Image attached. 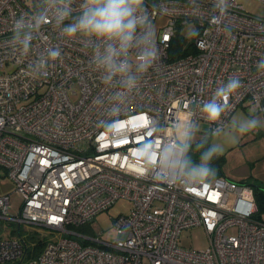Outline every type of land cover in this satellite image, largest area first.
Wrapping results in <instances>:
<instances>
[{
    "label": "built area",
    "instance_id": "1",
    "mask_svg": "<svg viewBox=\"0 0 264 264\" xmlns=\"http://www.w3.org/2000/svg\"><path fill=\"white\" fill-rule=\"evenodd\" d=\"M26 3L0 0V177L12 181L21 199L17 213L10 214L11 194L0 195V220L16 225L18 234L29 224L58 237L23 262L25 239H3L0 226V264H264V222L253 217L252 188L224 177L183 187L141 175V162L133 158L144 139L136 130L145 128L146 119L135 114L103 125L94 101L104 86L79 43H65L46 24L27 55L13 51L12 22ZM184 3L179 0L170 15L152 12L154 21L167 20L157 33L159 66L145 75L133 111L171 123L178 104L210 99L236 76L242 88L229 100L232 108L223 121L243 104L264 113V70L257 68L264 59V16L251 15L233 0L232 36L226 37L211 26L206 5L199 10L201 34L187 43L183 24L194 13ZM176 37L183 40V53L171 59ZM49 46L61 49V59L46 78L26 77L27 65ZM118 199L129 201L131 209L114 219V241L103 240L101 232L95 237L79 231ZM195 227L209 240L201 251L179 245L181 232Z\"/></svg>",
    "mask_w": 264,
    "mask_h": 264
},
{
    "label": "clouds",
    "instance_id": "2",
    "mask_svg": "<svg viewBox=\"0 0 264 264\" xmlns=\"http://www.w3.org/2000/svg\"><path fill=\"white\" fill-rule=\"evenodd\" d=\"M177 4L179 0H27V10L21 9L13 19L10 43L14 52L27 55L46 24H51L65 43H79L90 55L91 68L99 73L104 86L94 101L102 113L103 125L111 127L135 114L146 119L145 128L136 130L144 135L133 158L141 162L140 174L195 187L215 178L212 161L224 151L220 138L237 140L254 133L264 128V118L256 115L253 107L247 116L223 121L232 108L229 100L242 88L236 76L221 84L210 99L178 104L171 123L162 122L157 114L133 111L145 75L159 66L158 30L152 12L170 15ZM206 5L211 26L231 37L233 0H185L180 6L194 13V18L184 21L185 38H199V10ZM61 57L59 47H46L27 65L24 75L42 80ZM257 68L264 70V59L258 61ZM148 132L151 138L145 134Z\"/></svg>",
    "mask_w": 264,
    "mask_h": 264
},
{
    "label": "rangeland",
    "instance_id": "3",
    "mask_svg": "<svg viewBox=\"0 0 264 264\" xmlns=\"http://www.w3.org/2000/svg\"><path fill=\"white\" fill-rule=\"evenodd\" d=\"M238 2L251 15L264 16V4L258 0H238ZM154 23L159 31L160 28L166 25L167 20L159 16ZM191 41L188 39L187 43ZM250 109L252 107H248L246 104L239 106L233 112L229 121L233 117L247 116ZM255 114L264 118L262 112L255 111ZM203 126L206 127V125ZM262 132H264V128L239 137L237 140L221 137L218 142L222 144L224 151L212 161V167L216 171L215 177H224L236 182L242 181L243 184L250 186L252 190L257 187L264 188V135L261 134ZM13 190L12 181L7 176L0 177V195L11 194L10 214H16L21 205L20 197L13 193ZM130 209L131 203L129 201L118 199L108 210L97 214L91 222L80 227L79 231L95 237L101 232L103 233L101 236L103 240L114 241L116 239L113 230L114 219L118 216L127 215ZM0 226L3 239L21 237L25 239L28 253L23 262H27L34 254L36 255L42 251L47 241L58 237L51 230L36 225L23 224L19 234L17 233V226L11 225L5 220H0ZM12 228L15 229L13 233L11 232ZM228 233H235V229H231ZM179 240L181 247L192 251L204 250L209 245L208 237L202 227L183 230Z\"/></svg>",
    "mask_w": 264,
    "mask_h": 264
},
{
    "label": "trees",
    "instance_id": "4",
    "mask_svg": "<svg viewBox=\"0 0 264 264\" xmlns=\"http://www.w3.org/2000/svg\"><path fill=\"white\" fill-rule=\"evenodd\" d=\"M182 45H183V40L180 37H176L172 41L171 48L169 49V56L171 59H174L182 55L183 53ZM261 134L264 135V132H262ZM238 182L243 183L242 181H238ZM253 196L256 205V212L253 217L258 221L264 222V188L257 187L253 189ZM36 255L34 254V256Z\"/></svg>",
    "mask_w": 264,
    "mask_h": 264
}]
</instances>
